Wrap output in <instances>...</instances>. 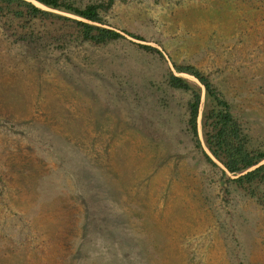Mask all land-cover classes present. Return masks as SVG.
Listing matches in <instances>:
<instances>
[{
    "label": "rangeland",
    "instance_id": "rangeland-1",
    "mask_svg": "<svg viewBox=\"0 0 264 264\" xmlns=\"http://www.w3.org/2000/svg\"><path fill=\"white\" fill-rule=\"evenodd\" d=\"M103 16L125 38L63 52L0 21V264H264V198L221 178L166 78L203 90L174 63L198 68L264 144V0H116Z\"/></svg>",
    "mask_w": 264,
    "mask_h": 264
},
{
    "label": "trees",
    "instance_id": "trees-1",
    "mask_svg": "<svg viewBox=\"0 0 264 264\" xmlns=\"http://www.w3.org/2000/svg\"><path fill=\"white\" fill-rule=\"evenodd\" d=\"M34 1L51 9L74 14L82 20L44 9L32 0H0V21L16 42L37 44L44 49L63 52L65 47L75 40L100 45L125 38L119 30L106 26L103 16L116 0L88 3L85 6L76 5L73 0ZM56 20L60 23L57 31L39 32L35 28L38 23ZM127 33L134 38L143 39L138 34ZM139 46L145 51L162 56L161 51L151 45ZM174 67L181 73L193 75L204 87L202 90L173 72L166 77L169 87L190 93L187 124L196 146L201 149L203 141L212 156L224 167L220 168L214 159L201 149L212 166L221 171V178L238 188L250 191L253 195H258L260 201L264 198V144H254L241 117L233 109L232 102L208 75L193 65L174 63Z\"/></svg>",
    "mask_w": 264,
    "mask_h": 264
},
{
    "label": "water",
    "instance_id": "water-1",
    "mask_svg": "<svg viewBox=\"0 0 264 264\" xmlns=\"http://www.w3.org/2000/svg\"><path fill=\"white\" fill-rule=\"evenodd\" d=\"M36 5L40 4L39 2H34ZM41 6H43V8H47L46 6L40 4ZM39 6V5H38ZM210 155V157H212L214 159V161H217L210 153H208ZM219 162V161H218Z\"/></svg>",
    "mask_w": 264,
    "mask_h": 264
}]
</instances>
